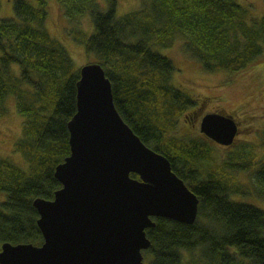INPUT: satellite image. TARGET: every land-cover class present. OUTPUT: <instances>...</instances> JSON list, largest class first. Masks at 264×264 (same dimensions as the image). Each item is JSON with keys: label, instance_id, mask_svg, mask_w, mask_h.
Returning <instances> with one entry per match:
<instances>
[{"label": "trees", "instance_id": "obj_1", "mask_svg": "<svg viewBox=\"0 0 264 264\" xmlns=\"http://www.w3.org/2000/svg\"><path fill=\"white\" fill-rule=\"evenodd\" d=\"M56 2L75 23L74 40L94 59L89 64L104 69L125 123L169 159L199 198L191 225L154 219L156 226L146 231L152 244L144 252L147 264H264V212L231 200L235 192L251 191L264 199V137L258 160L256 153L248 160L234 154L213 165L216 151L209 143L216 142L173 136L197 101L173 85L174 62L160 53L180 42L205 72H240L264 54V18L252 19L238 0H149L120 17L118 0ZM48 8L49 0H14L15 18L0 19V120L11 98L24 119L14 155H0V193L6 195L0 246L44 243L34 202L54 199L62 187L56 167L71 153L68 124L77 112L80 69L49 33ZM86 17L88 30L75 22ZM17 155L24 161H15ZM239 175L252 177L253 185L240 184Z\"/></svg>", "mask_w": 264, "mask_h": 264}, {"label": "water", "instance_id": "obj_2", "mask_svg": "<svg viewBox=\"0 0 264 264\" xmlns=\"http://www.w3.org/2000/svg\"><path fill=\"white\" fill-rule=\"evenodd\" d=\"M200 128L225 147L239 135L236 120L221 113L206 115ZM68 129L71 153L55 171L62 187L53 200L34 202L44 243L2 244L0 264H144L154 219L196 222L198 196L125 123L99 64L80 68Z\"/></svg>", "mask_w": 264, "mask_h": 264}, {"label": "rangeland", "instance_id": "obj_3", "mask_svg": "<svg viewBox=\"0 0 264 264\" xmlns=\"http://www.w3.org/2000/svg\"><path fill=\"white\" fill-rule=\"evenodd\" d=\"M36 5V0H27ZM149 0H118V16L125 15L133 9H139L142 2ZM239 4L250 9V17L254 20L264 18V0H238ZM49 15L47 29L56 39L60 40L68 50L73 59L75 67L80 69L89 64L94 59L86 55L84 46L75 42L72 28L75 23H71L64 16L60 5L56 0H49ZM15 18L14 0H1L0 19L9 20ZM78 22V26L88 30L89 18H83ZM79 31V29H77ZM163 56L173 60L176 67V74L173 77V85L180 91L186 93L197 101V106L188 111V119L181 118L178 129L173 136L177 138H188L199 142L208 143L210 139L201 133V122L210 113H221L232 116L239 125V135L235 143L230 147L217 146L210 141L213 148V165L228 162L229 155H238L240 159L248 160L256 153L258 160L262 154L264 137V54L251 66L240 72L230 71L205 72L201 64L188 57L182 48V43L177 42L170 49L160 50ZM9 114L0 120V155L12 156L14 144L21 137L22 123L24 119L19 115L16 108L15 99L8 101ZM213 143V144H212ZM18 154V153H16ZM20 155L14 157L15 161L21 163ZM12 161V160H11ZM13 162V161H12ZM17 165L15 162H13ZM17 165V166H22ZM232 175L236 172L230 171ZM245 185L251 182L252 177L238 176ZM235 183L237 181H234ZM6 198L4 193H0V200ZM231 200L239 203L254 206L264 212V199L259 198L254 191L249 195L233 193ZM145 257V254H144ZM148 261L144 259V264Z\"/></svg>", "mask_w": 264, "mask_h": 264}, {"label": "flooded vegetation", "instance_id": "obj_4", "mask_svg": "<svg viewBox=\"0 0 264 264\" xmlns=\"http://www.w3.org/2000/svg\"><path fill=\"white\" fill-rule=\"evenodd\" d=\"M190 116H187V118H189Z\"/></svg>", "mask_w": 264, "mask_h": 264}]
</instances>
